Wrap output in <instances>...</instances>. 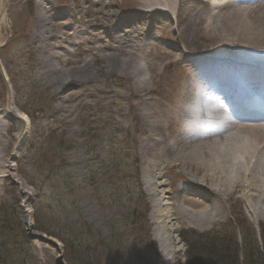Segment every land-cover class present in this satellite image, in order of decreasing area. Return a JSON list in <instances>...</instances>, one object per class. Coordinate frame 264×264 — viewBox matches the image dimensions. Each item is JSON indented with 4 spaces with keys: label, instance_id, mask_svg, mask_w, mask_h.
<instances>
[{
    "label": "rangeland",
    "instance_id": "374dc122",
    "mask_svg": "<svg viewBox=\"0 0 264 264\" xmlns=\"http://www.w3.org/2000/svg\"><path fill=\"white\" fill-rule=\"evenodd\" d=\"M103 1L99 5L86 0H7L3 7L0 5L4 18L0 26V106L12 114L14 121L20 114L28 119L22 137L13 135L6 163L8 181L0 187V264H66L62 243L35 229L36 216L46 221L52 217V207L66 222L83 220L105 236L109 218L117 223L127 250L132 240L125 223L133 221L140 230L137 245L150 244L162 264L168 262L157 245L168 242L172 235L177 251L172 264H186V243L194 242L198 235L225 245L235 237L238 247L243 237L246 246L252 248V238L261 239L264 221H252L247 207L239 201L228 202L226 216L215 224L185 220L179 223L181 228L176 234L170 230L173 222L166 230L160 216L155 215L158 207L148 180L160 176L150 175L148 166L159 160L156 143L161 131L150 134L146 126L150 119L146 117L157 112V126L166 139L164 149L172 147L184 128L179 102L188 65L168 63L169 58L161 53L177 47L171 38L158 33L147 48L137 53L138 66L145 72L140 87L134 86L124 72L107 75L97 65L83 87L62 92L39 77L40 44L33 41L37 6L43 3L59 13L50 19L47 29L65 42L67 49L60 50L58 66L67 70L73 65H67L64 59L74 64L90 61L95 53H108L110 46L94 34L111 23L112 15L123 20L134 15L133 0ZM91 168L97 182L87 184ZM66 175L82 183L75 196L66 187ZM164 180L172 186H155L157 191L182 190L173 173L165 172L158 183ZM114 184L121 189V203L129 210L119 207L113 198L99 199L100 192H114ZM171 193L165 197H171ZM170 203L169 198L164 199L160 207L163 212L171 208ZM36 235L52 239L59 249L33 239ZM24 257L28 261H20ZM134 260L132 253L127 256L128 263Z\"/></svg>",
    "mask_w": 264,
    "mask_h": 264
},
{
    "label": "bare ground",
    "instance_id": "6f19581e",
    "mask_svg": "<svg viewBox=\"0 0 264 264\" xmlns=\"http://www.w3.org/2000/svg\"><path fill=\"white\" fill-rule=\"evenodd\" d=\"M6 1L0 0V5ZM132 4L133 16L123 20L112 15L111 23L94 34L110 46L108 53H95L90 61L74 64L64 59L73 65L67 70L58 66L60 50L67 49L65 42L47 29L59 13L43 3L37 6L33 41L40 44L39 77L62 92L83 87L97 65L107 75L124 72L140 87L145 72L138 66L137 53L158 33L171 38L177 47L161 53L168 63L188 65L179 102L184 128L172 147L164 149L157 112L146 117L150 134L161 131L156 143L159 160L148 166L150 175L160 176L148 180L158 207L155 215L166 230L173 222L170 230L176 234L185 220L212 225L224 219L226 204L235 200L245 204L252 221H264V0H133ZM16 118L0 106V187L8 181L6 163L13 135L22 137L28 122L22 114ZM165 172L180 180L182 190H156L172 186L165 180L158 183ZM165 198L171 208L163 212ZM165 241L157 248L172 264L177 252L173 235Z\"/></svg>",
    "mask_w": 264,
    "mask_h": 264
},
{
    "label": "trees",
    "instance_id": "16d2710c",
    "mask_svg": "<svg viewBox=\"0 0 264 264\" xmlns=\"http://www.w3.org/2000/svg\"><path fill=\"white\" fill-rule=\"evenodd\" d=\"M136 175L138 176V174ZM65 178L67 179L66 187L72 191L70 195L75 196L78 186L81 187L82 183H75L68 175ZM86 182L87 184L97 182V177L92 168ZM114 185L116 186V184ZM120 190L116 186L114 192L111 189L106 191L105 195L100 192L99 199L113 198L117 201L116 203L119 204V207L129 210V207L121 203ZM131 215H134V212ZM34 220L37 231L62 243L66 264H162L160 256L150 244L137 245V242H140L138 241L140 230L133 221L128 222L126 220V223L124 222L125 230L129 234L128 237L132 240V246L127 250L122 243V236L119 234L117 223H112L109 218L106 223L107 236L95 230L88 223H84L83 220L79 222L67 220L66 222L57 214L55 207H52V217L46 219V221L41 220V217L37 216ZM51 221L52 223H50ZM260 232V241L256 237L252 238L255 239V244H253L252 248L246 246L243 237L241 238L242 245L238 247L236 246L237 238L235 237L225 245L224 243L216 244L204 235L195 236L194 242L186 243V264H264V229L260 230ZM130 252L132 257L134 255L135 260L128 263L127 256L131 254ZM28 259V257H24L20 261H28Z\"/></svg>",
    "mask_w": 264,
    "mask_h": 264
},
{
    "label": "water",
    "instance_id": "95a60500",
    "mask_svg": "<svg viewBox=\"0 0 264 264\" xmlns=\"http://www.w3.org/2000/svg\"><path fill=\"white\" fill-rule=\"evenodd\" d=\"M33 239H37L39 240L40 242H43L45 244H49L53 247H55L56 249H59L57 244L52 240V239H49L47 237H43V236H39V235H36V236H33ZM59 264H62V262H58Z\"/></svg>",
    "mask_w": 264,
    "mask_h": 264
}]
</instances>
